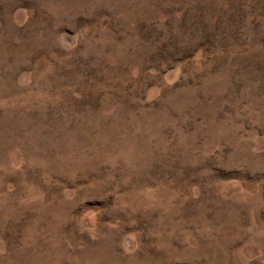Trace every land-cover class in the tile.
<instances>
[{"label": "rangeland", "instance_id": "rangeland-1", "mask_svg": "<svg viewBox=\"0 0 264 264\" xmlns=\"http://www.w3.org/2000/svg\"><path fill=\"white\" fill-rule=\"evenodd\" d=\"M139 263L264 264V0H0V264Z\"/></svg>", "mask_w": 264, "mask_h": 264}, {"label": "bare ground", "instance_id": "bare-ground-1", "mask_svg": "<svg viewBox=\"0 0 264 264\" xmlns=\"http://www.w3.org/2000/svg\"><path fill=\"white\" fill-rule=\"evenodd\" d=\"M39 213V212H38ZM104 257V256H103ZM102 259V258H101ZM46 261V260H45ZM61 261V260H60ZM107 262V261H106ZM102 263V262H101ZM140 264V263H139ZM143 264V263H142Z\"/></svg>", "mask_w": 264, "mask_h": 264}]
</instances>
